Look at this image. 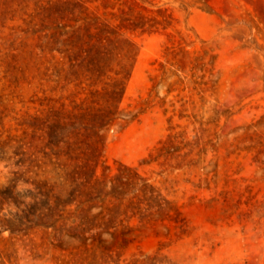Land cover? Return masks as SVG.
Here are the masks:
<instances>
[{
  "label": "rangeland",
  "instance_id": "rangeland-1",
  "mask_svg": "<svg viewBox=\"0 0 264 264\" xmlns=\"http://www.w3.org/2000/svg\"><path fill=\"white\" fill-rule=\"evenodd\" d=\"M63 1L0 0V264H264V0Z\"/></svg>",
  "mask_w": 264,
  "mask_h": 264
},
{
  "label": "trees",
  "instance_id": "trees-1",
  "mask_svg": "<svg viewBox=\"0 0 264 264\" xmlns=\"http://www.w3.org/2000/svg\"><path fill=\"white\" fill-rule=\"evenodd\" d=\"M91 1H63L60 5L63 8L61 12L63 14L64 11L70 13L72 22L57 25L50 36L53 37L55 42L68 43L70 44L69 48L75 47L79 56H82V61H104L109 54L110 46L119 40H124L119 37L118 30L134 27H131L130 23H124V21L116 24V26H111L108 22L101 20L97 14L89 11L87 2ZM65 50L67 51L68 47ZM115 92V89L111 91L112 94ZM103 118L104 116L101 115V123L104 120ZM66 147L70 148V143H67ZM50 216H52V213H50Z\"/></svg>",
  "mask_w": 264,
  "mask_h": 264
}]
</instances>
